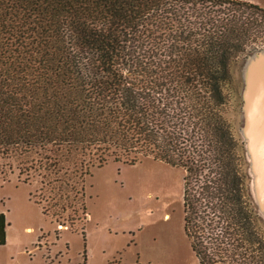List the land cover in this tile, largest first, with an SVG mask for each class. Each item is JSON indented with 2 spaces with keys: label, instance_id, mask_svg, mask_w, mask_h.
<instances>
[{
  "label": "trees",
  "instance_id": "16d2710c",
  "mask_svg": "<svg viewBox=\"0 0 264 264\" xmlns=\"http://www.w3.org/2000/svg\"><path fill=\"white\" fill-rule=\"evenodd\" d=\"M250 47L264 7L247 0H0V182L36 184L72 226L93 170L162 162L198 264H264L233 119Z\"/></svg>",
  "mask_w": 264,
  "mask_h": 264
},
{
  "label": "rangeland",
  "instance_id": "374dc122",
  "mask_svg": "<svg viewBox=\"0 0 264 264\" xmlns=\"http://www.w3.org/2000/svg\"><path fill=\"white\" fill-rule=\"evenodd\" d=\"M247 1L264 7V0ZM263 49L250 47L247 51L257 56L264 54ZM244 62L245 58L241 57L232 66L237 88L235 123L242 105L238 72ZM235 132L242 143L240 152L251 201V164L246 144L236 127ZM9 179L11 184L0 182V211L5 216V242L0 245V264L49 263H45V254L41 252L29 261V256L20 255L19 250H60L61 256L54 264H109L113 257L138 264H198L182 232L183 173L178 168L145 161L133 167L108 163L93 170L85 182V219L72 226L42 214L41 206L35 204L41 200L39 194L34 193L36 184L22 185L16 174ZM257 222L264 231V217L257 215ZM82 227L83 236L80 234ZM85 236L84 248L82 237ZM10 257L14 258L13 263L8 260ZM48 257L58 256L48 254Z\"/></svg>",
  "mask_w": 264,
  "mask_h": 264
},
{
  "label": "water",
  "instance_id": "95a60500",
  "mask_svg": "<svg viewBox=\"0 0 264 264\" xmlns=\"http://www.w3.org/2000/svg\"><path fill=\"white\" fill-rule=\"evenodd\" d=\"M242 57L245 62L238 72L242 105L235 127L246 144L251 164L250 202L254 212L264 217V54L255 56L246 51Z\"/></svg>",
  "mask_w": 264,
  "mask_h": 264
},
{
  "label": "crops",
  "instance_id": "0c3cea01",
  "mask_svg": "<svg viewBox=\"0 0 264 264\" xmlns=\"http://www.w3.org/2000/svg\"><path fill=\"white\" fill-rule=\"evenodd\" d=\"M0 213H3L2 211H0ZM5 229V228H4ZM39 252H41V253H43V254H45L44 255V257H45V263H47L48 261H50L51 262V264H54L57 260H58V258H59V256H61V251L60 250H50L49 252L47 251V250H19L18 251V253L21 255V254H25L26 256H29V261H32L33 260V258L36 256V254L37 253H39ZM48 254H50V255H54V256H58L57 258H55V257H48ZM118 254H120V253H118ZM82 258H83V262L85 263L86 262V250H84L83 251V253H82ZM53 259V260H52ZM115 259H117V258H112L111 260H110V262H109V264L113 261V260H115ZM11 263H13V260H14V258H9L8 259ZM117 261L119 262V264H136V261L135 262H132V261H125V262H122V260H121V258H118L117 259ZM7 264V263H6Z\"/></svg>",
  "mask_w": 264,
  "mask_h": 264
},
{
  "label": "flooded vegetation",
  "instance_id": "af4514ba",
  "mask_svg": "<svg viewBox=\"0 0 264 264\" xmlns=\"http://www.w3.org/2000/svg\"><path fill=\"white\" fill-rule=\"evenodd\" d=\"M183 226H184V218H183V213H182V232H183V234H184V230H183ZM83 229V230H82ZM82 229H81V231L82 232H80V234L83 236V234L82 233H85L84 232V227H82ZM82 240H83V244H84V248H85V246H86V236H85V238L83 239V237H82ZM67 249V248H66ZM84 250H86V249H84ZM83 250V251H84ZM193 254V253H192ZM194 255V254H193ZM137 256H138V254H137ZM195 257V256H194ZM50 258V257H49ZM196 259V258H195ZM196 261H197V259H196ZM49 263L48 264H51V262L50 261H48ZM197 263H198V261H197ZM110 264H119V262L117 261V259H115V260H113ZM136 264H138L137 263V261H136Z\"/></svg>",
  "mask_w": 264,
  "mask_h": 264
}]
</instances>
